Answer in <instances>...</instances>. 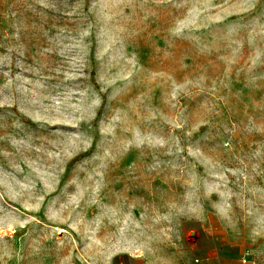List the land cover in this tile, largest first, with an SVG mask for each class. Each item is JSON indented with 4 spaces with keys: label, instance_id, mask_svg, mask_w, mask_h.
I'll return each mask as SVG.
<instances>
[{
    "label": "rangeland",
    "instance_id": "obj_1",
    "mask_svg": "<svg viewBox=\"0 0 264 264\" xmlns=\"http://www.w3.org/2000/svg\"><path fill=\"white\" fill-rule=\"evenodd\" d=\"M0 264H264V0H0Z\"/></svg>",
    "mask_w": 264,
    "mask_h": 264
},
{
    "label": "built area",
    "instance_id": "obj_2",
    "mask_svg": "<svg viewBox=\"0 0 264 264\" xmlns=\"http://www.w3.org/2000/svg\"><path fill=\"white\" fill-rule=\"evenodd\" d=\"M245 254H247V253H245ZM243 261H245V257H243Z\"/></svg>",
    "mask_w": 264,
    "mask_h": 264
}]
</instances>
